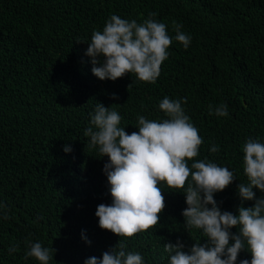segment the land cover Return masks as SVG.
I'll return each mask as SVG.
<instances>
[{"label":"trees","instance_id":"16d2710c","mask_svg":"<svg viewBox=\"0 0 264 264\" xmlns=\"http://www.w3.org/2000/svg\"><path fill=\"white\" fill-rule=\"evenodd\" d=\"M153 12L173 38L157 82L131 73L115 81L95 76L86 54L93 32L113 14L143 23ZM173 21L191 37L187 49L175 40ZM165 97L182 102L203 138L193 161L207 159L236 175L214 194L221 211L254 207L238 186L248 183L243 145L264 143V0H0V264H39L25 258L36 242L57 250L50 264L102 259L119 241L144 264H170L164 244L179 240L187 252L206 242L202 230L186 227V195L163 184L166 207L146 232L119 237L100 228L96 216L99 205L113 202L109 159L85 136L97 103L118 104L120 127L131 134L140 115L167 118L159 109ZM222 103L227 117L209 114L210 105ZM251 258L241 251L236 264Z\"/></svg>","mask_w":264,"mask_h":264},{"label":"clouds","instance_id":"9594fccd","mask_svg":"<svg viewBox=\"0 0 264 264\" xmlns=\"http://www.w3.org/2000/svg\"><path fill=\"white\" fill-rule=\"evenodd\" d=\"M156 15L149 13L143 23L111 15L102 31L93 32L87 49L93 74L101 80L115 81L131 73L139 81L155 84L173 40L167 25L153 19ZM172 26L175 40L187 49L191 37L181 31L182 24L173 21ZM112 98L118 99V96L113 94ZM115 105L118 104L109 108L98 102L91 119L94 127L85 131V136L90 137L89 146L109 159L104 171L113 202L98 206L96 216L100 228L127 239L156 227L166 207L163 184L186 195L187 208L182 213L186 227L202 230L206 237L205 243L196 242L187 252L179 240L164 244L170 264H236L244 250L252 258L240 264H264V198L256 199L253 191L258 188L264 192V143L249 139L243 145L248 183H240L238 192L242 200H255V205H241L238 215H234L221 211L214 194L226 190L236 175L228 167L207 159L193 161L199 156L204 141L180 100L163 98L159 109L167 118L157 121L140 115L139 131L131 134L120 127L122 117ZM209 114L227 117V105L222 103L214 109L210 105ZM64 151L70 152L71 148L65 146ZM210 151L217 153L219 146L213 144ZM189 161H193L190 167ZM233 228H238L239 233L234 234ZM126 247L119 241L113 250L103 253L102 259L93 256L85 264H144L140 253L129 252ZM15 250V247L9 249ZM56 251L40 242L31 243L25 258L33 257L39 264H50Z\"/></svg>","mask_w":264,"mask_h":264}]
</instances>
